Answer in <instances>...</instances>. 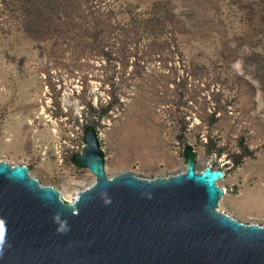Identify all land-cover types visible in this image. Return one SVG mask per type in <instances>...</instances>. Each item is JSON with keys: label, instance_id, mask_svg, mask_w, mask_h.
Segmentation results:
<instances>
[{"label": "rangeland", "instance_id": "obj_1", "mask_svg": "<svg viewBox=\"0 0 264 264\" xmlns=\"http://www.w3.org/2000/svg\"><path fill=\"white\" fill-rule=\"evenodd\" d=\"M108 177L221 169L217 208L264 225V0H0V160L66 201Z\"/></svg>", "mask_w": 264, "mask_h": 264}, {"label": "water", "instance_id": "obj_2", "mask_svg": "<svg viewBox=\"0 0 264 264\" xmlns=\"http://www.w3.org/2000/svg\"><path fill=\"white\" fill-rule=\"evenodd\" d=\"M75 161L95 181L71 201L25 164L0 160V264H264V225L217 208L223 171L108 177L97 133L87 127Z\"/></svg>", "mask_w": 264, "mask_h": 264}, {"label": "trees", "instance_id": "obj_3", "mask_svg": "<svg viewBox=\"0 0 264 264\" xmlns=\"http://www.w3.org/2000/svg\"><path fill=\"white\" fill-rule=\"evenodd\" d=\"M89 126H90V127H93L92 125H86V126H85V130H86V128L89 127ZM93 129H94V127H93ZM94 131H95V129H94ZM95 132H96V131H95ZM191 152H192V151H191ZM193 153H194V152H193Z\"/></svg>", "mask_w": 264, "mask_h": 264}, {"label": "bare ground", "instance_id": "obj_4", "mask_svg": "<svg viewBox=\"0 0 264 264\" xmlns=\"http://www.w3.org/2000/svg\"><path fill=\"white\" fill-rule=\"evenodd\" d=\"M87 168H88V167H87ZM195 170H196V168H195ZM91 172H92V171H91ZM92 173H93V172H92ZM30 174H31V173H30ZM223 178H224V173H223V177H222V179H223ZM220 180H221V179H220ZM218 181H219V180H217V182H218ZM217 182H216V183H217ZM217 185H218V184H217Z\"/></svg>", "mask_w": 264, "mask_h": 264}]
</instances>
